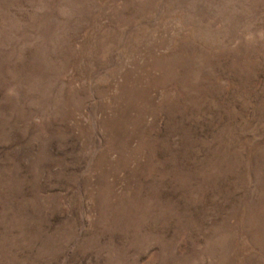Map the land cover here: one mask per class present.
<instances>
[{
    "label": "rangeland",
    "instance_id": "1",
    "mask_svg": "<svg viewBox=\"0 0 264 264\" xmlns=\"http://www.w3.org/2000/svg\"><path fill=\"white\" fill-rule=\"evenodd\" d=\"M0 264H264V0H0Z\"/></svg>",
    "mask_w": 264,
    "mask_h": 264
}]
</instances>
